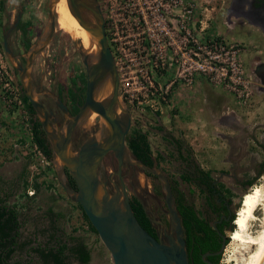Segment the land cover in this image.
Segmentation results:
<instances>
[{"label": "rangeland", "instance_id": "rangeland-1", "mask_svg": "<svg viewBox=\"0 0 264 264\" xmlns=\"http://www.w3.org/2000/svg\"><path fill=\"white\" fill-rule=\"evenodd\" d=\"M0 2H3V9L0 10V198L19 183L20 187L14 190L15 195L9 203L27 205L25 211L33 224L40 221L38 217L47 209L61 212L67 217V234L80 237L87 243L93 257L92 264H114L99 236L88 229L78 203L64 192L62 183L66 179L61 160L53 153L47 166L40 159L35 160L16 151V146H25L30 138L34 119L42 120L38 114L33 117L23 101L24 90L17 67L27 65L30 53L44 44L51 24L49 14L52 2ZM98 3L106 20L109 44L120 75L121 104L133 118L134 128L127 139L136 130L147 135L153 154L162 159L158 170L174 180L182 172L191 170L194 163L211 172L215 180L233 192L232 196L224 193V198L230 204V211L237 215L245 194L256 187H261L264 194V175L260 176L264 164V86L251 70V60L257 55L254 48L264 51V38L254 27L239 23L235 18L231 21L226 18L228 0H182L178 8L172 3L171 9H168L172 14H184L185 8L190 9L191 3L194 5L201 57H207V52H211L213 57L220 56L221 62L215 63V70L210 76V70L198 74L190 70L193 73L190 75L186 70L189 66L183 71L177 69V58L172 53L168 54L171 59L163 69L160 56H164L161 53L164 45L161 47L158 43L160 32L155 26L163 13L162 0H98ZM18 15H21L22 24L29 29V34L24 38L20 27L19 32L9 36L12 52L9 58L4 50L3 35ZM154 18L156 21H153ZM233 23L237 24L234 28ZM148 33L156 39L152 40V49L147 43ZM221 37L230 40L231 44H217V39ZM209 40L212 42L209 43ZM234 41L243 43L246 51L242 46L232 48L237 45ZM27 42L31 46L28 52L25 51ZM84 49H88V41L82 44L77 33L67 34L57 24L54 37L35 57L24 79L26 84L30 82L36 99L40 100L41 93L51 94L59 89H64L66 96L67 87L76 88L71 80L77 79L83 71L80 53ZM186 54L183 50V55ZM17 55H23V59L19 61ZM261 57L264 61V53ZM177 73H183V77L179 78ZM102 88L112 93L109 80ZM99 119L92 121L91 126L87 125V137L96 130L102 133ZM62 121L60 116L59 122ZM63 124L66 125V120ZM49 129L56 131L53 124ZM178 148L182 151L181 156L176 153ZM15 156L18 159L14 160ZM180 157L198 161L185 163ZM106 166L109 173L114 174L118 170L116 161L113 165L111 161H106ZM136 169V176H132L133 167L125 163L123 175L128 195L131 200L141 201L155 224L161 227L160 220L169 221L164 194L160 192L163 182L147 177L140 167ZM99 174L107 185L108 181L101 172ZM113 179L120 184L117 175ZM27 181V193L32 199L23 197ZM251 181L253 186L249 184ZM36 183L39 185L37 191ZM184 186L186 188L187 185ZM189 189V202L198 210H204L206 216L210 214L205 195L194 184ZM108 190L110 194L116 192L113 186ZM30 192H34L33 196ZM258 212L257 216L263 219L264 210L260 208ZM217 220L212 217L213 224ZM260 224H256L255 231L261 229ZM27 228L32 229L33 226L28 224ZM231 234L230 230H226L225 237L229 238V242L219 264H242L247 256L239 244L231 240Z\"/></svg>", "mask_w": 264, "mask_h": 264}, {"label": "water", "instance_id": "water-1", "mask_svg": "<svg viewBox=\"0 0 264 264\" xmlns=\"http://www.w3.org/2000/svg\"><path fill=\"white\" fill-rule=\"evenodd\" d=\"M68 3L72 15L97 40L99 58L96 63H92V58L89 55H84V65L88 75L86 101L78 116L67 128L64 125V127H58L57 131L49 129V116L44 105L35 98L30 82L26 84L24 80L35 57L45 50L56 32L57 17L52 10L53 3L49 14L50 29L44 44L41 48L30 53L25 70L19 67L25 94L37 114L42 118L43 129L52 144L54 154L63 164L62 172L65 168L69 171L78 190L75 191L65 184L62 185L67 194L82 206L100 240L110 252L114 264H190L181 217L174 206L166 176L158 170L157 166L150 168L140 161H130L126 137L132 127L133 118L130 111L121 104L120 77L109 44L106 20L98 0H68ZM20 19L21 15L18 17V22ZM4 50L7 57L10 58L12 52L7 37L4 40ZM108 80L112 85V95L104 101H98L96 95ZM262 85L264 86V83ZM58 102L59 107L67 111L62 101L58 100ZM91 112L98 113L107 122V127L104 129L105 137L101 140H88L79 148L77 154H74L71 150L73 130ZM109 153H113L118 160L119 169L116 175L121 182L120 186L116 185V192L112 194L100 179L99 174L100 170L103 171L102 164ZM125 163L137 165L143 172L153 174L164 183L165 200L169 207L168 214L171 221L170 233L172 234L168 236V244L152 237L137 220L123 176ZM226 245L227 238L224 237L222 250L217 254H221ZM217 254L208 253L204 258Z\"/></svg>", "mask_w": 264, "mask_h": 264}, {"label": "trees", "instance_id": "trees-1", "mask_svg": "<svg viewBox=\"0 0 264 264\" xmlns=\"http://www.w3.org/2000/svg\"><path fill=\"white\" fill-rule=\"evenodd\" d=\"M1 9H3V2H0V10ZM21 30L24 38H26L29 34V29L26 28V25L22 24ZM25 46V48L28 50L30 48V42H27ZM23 101L31 115L34 117L37 113L25 95L23 97ZM33 125L35 141L42 148L45 155L51 159L53 151L43 130L41 121L36 118L34 119ZM128 147L137 159L145 163L147 166L151 168L153 167L154 162L151 160L152 151L147 135L136 130L135 133L128 138ZM157 162L159 164L160 161ZM262 168L263 171L261 172L260 176L264 175V164ZM194 169L196 171L193 179H189L185 176L182 178L191 185L194 184L197 186V188L201 190V193L204 194L205 192L207 193L208 191L214 189L215 191L220 190L229 196L233 195V192L230 189H227L222 183L215 184L213 188L210 186V183L213 181L211 178V172H206L199 167H195ZM145 174L154 178V176L150 173ZM203 176H205L206 179H203ZM70 179L73 181L71 177ZM249 184L251 186L254 185L253 181H251ZM11 188V191L6 193L5 197L0 198V264H9L16 254H23V252L26 251L27 247L30 246L32 242L28 238H25L26 226L31 224L30 221H32V219H30L26 213L27 211H25V209L28 207L27 205H11L9 203V199L15 195L14 190L16 187ZM203 188H205L206 191H204ZM24 189L25 192L23 197L32 199V197H29L27 193L29 189L28 181L24 183ZM35 190H39V185L37 183L35 184ZM206 199L210 208L212 209L211 212H209L210 214H207V216L204 212L198 210L192 203H189L185 199V196L182 192L179 191L177 197L179 204L178 211L182 217V224L186 234L190 264H207L206 261H213L215 264H219L221 255L217 257L209 256L205 259H203V256L208 253L213 254L220 251L222 248V235L225 236L226 230H230L233 233L236 229L235 225H233V222L236 221L237 215L233 214V217L228 223L221 221L223 214L227 212L228 209L227 206L218 202V195L216 193L210 195L209 193V197H206ZM78 206L82 211V215L88 225V229L94 234L98 235L90 223L87 215L85 214L82 206L79 204ZM132 209L141 226L150 235L156 237V230L153 227L147 213L145 212L142 203L138 199H133ZM49 214L50 217H55L56 219L64 217L62 213L55 214L52 209L49 210ZM212 217H216L218 219L216 221L218 222L216 228L212 223ZM38 218H40V221H38L39 224L42 222L44 216L40 215ZM47 232V230H44L41 231V234L47 235ZM67 237H69V243H66V236L59 234V231H57L53 232L49 238L50 240L44 243L39 242V248L35 250V252L39 255L41 261L44 264H65L67 251L71 255L75 256V258L82 264H89L91 260V250L88 248V246L84 244L81 238L72 235ZM23 239H26V241H23ZM228 242L229 238H227V244ZM69 244H71V247H69Z\"/></svg>", "mask_w": 264, "mask_h": 264}, {"label": "flooded vegetation", "instance_id": "flooded-vegetation-1", "mask_svg": "<svg viewBox=\"0 0 264 264\" xmlns=\"http://www.w3.org/2000/svg\"><path fill=\"white\" fill-rule=\"evenodd\" d=\"M228 3H229V7L227 9L226 18L229 19V21H231L232 18H235L236 20H238L239 23L243 22V23H245V24H247V25H249L251 27H254L261 34V36L264 38V0H228ZM19 16L20 15H18V17ZM18 17H17V20L15 21V23L7 31V33H5L3 35V45H4L5 37H7V41H8L9 47H10L9 36H11L14 32H19L20 31V27L22 25V20H21L22 17H21L19 22H18ZM236 25H237L236 23H233V28ZM181 34H182V31H180V33H179V37L180 38H181ZM190 35H191L192 40L188 41V42H190V47L194 48L195 45L193 44V37H194V35L197 36V26H196L195 23H193V21L191 23ZM167 39L168 38L165 39V41H164L165 43L167 42ZM169 41H170V39H169ZM216 43L217 44H225L226 45V44H231V41L230 40H226L224 37L223 38L221 37V39L220 38H219V40L217 39ZM234 43H236L237 45H234L232 48H234L236 46H242V47H244L243 50L246 51V48H245L243 43L235 42V41H234ZM25 44H27V43H25ZM169 44H172V43L169 42ZM30 48H31V46H30ZM254 49H255V52L257 53V55L251 60V66H252L251 70L253 71L255 76L258 78L259 82L262 84V83H264V61H263V58L261 57V55L264 53V51H260V50H258L256 48H254ZM84 50L80 53V55H81V57L83 59L82 60L83 71H81L79 73L77 79H75V80L72 79L71 80V83L73 85L76 84L75 85L76 88H74L73 86L72 87L71 86L67 87L66 88V96H64V89L56 90L55 93H51V94L45 93V92H44V94L41 93L42 97H40V101L44 105V107H45V109L47 111V114L49 116V123L53 124L56 127V131H57L58 127L59 128L64 127L63 123H64L65 120H66V128H67V126L69 124H71L73 119L78 116V114L80 113L81 108L85 104L86 95H87L88 75H87V68L84 65V55H87L84 52ZM238 50L240 51L241 49L239 48ZM25 51L28 52L29 50H27L25 48ZM16 58L19 61H21L23 59V55H19V56L17 55ZM19 67H22L23 70L26 69V65L25 66L19 65ZM19 67H17V71H18V74H19L20 82L22 84ZM22 86H23V84H22ZM101 89L103 90V88H101ZM23 90H24V88H23ZM104 90L107 91V89H104ZM119 93H120V91H119ZM24 95L26 96L25 90H24ZM58 100L62 101V103L66 106L67 111L62 110L59 107ZM91 115L92 114L88 115L82 121H80L76 125L74 130H73L71 150L73 151L74 154H77L79 148L83 144H85L88 140H90V139L99 140L98 136L102 137L101 139H103L105 137L104 120L101 117H100L101 119H99V128H102V135H101V131L96 130V132L91 133L90 136L87 137L86 129H87V125L89 123V118L91 117ZM60 116L63 117V121L62 122H59V117ZM95 120H97V119H95ZM133 128H134V125H133V119H132V127H131L129 133L132 132ZM99 133H100V135H99ZM46 137L48 139L47 135H46ZM48 141H49V139H48ZM49 143H50L51 149L53 151L52 144H51L50 141H49ZM178 144H180V143H178ZM126 145L128 147V139H127V137H126ZM128 150L130 151V161H140L139 159L136 158V156L129 149V147H128ZM151 151H152V149H151ZM53 153H54V151H53ZM176 153L179 154V156H181V154H182L181 149L180 148L176 149ZM180 159H181V161H185V163H188V161H198L197 159H193V158L189 159V158H185V157H180ZM151 160L154 162V165H153L152 168H154L155 166H157V168L160 167V162L158 164L157 161H162V159L159 158L158 156H155L153 154V151L151 152ZM166 160L167 159H165L164 161H166ZM106 161H111V165H113L114 161H116L117 165H118V160L116 159V157H115V155L113 153H109L105 157L104 162L102 164L103 171L102 170L99 171V173L101 172L102 176L108 181L106 187L109 188V189L111 187V189H112V186H113L116 189V185L120 186L121 182H120V184H118V183H116V181H114L113 176L116 175V173L113 174V173H109L108 172L107 166L105 167V162ZM140 162H142V161H140ZM143 164H145V163H143ZM131 167H133V170H134L133 173H132V176H136V173H137V170H138V169H136V167H138V166L137 165H131ZM192 167L193 168H191V170L182 172L179 175V178L175 179V180L172 179V177H170L167 174H165V176H166V178L168 180V183L170 185L171 192H172V196H173V200H174V206H175V208H176V210H177L179 215H180V213L178 211L179 204H178V201H177V197H178L179 191L184 194L185 199L189 202V200H188V196L190 194V189L189 188H190V186H193L190 183L186 182L182 177L185 176V177H188L189 179H193V177L195 176L194 175L195 171H196L194 169L195 167H199L200 169L204 170L197 163L192 164ZM206 172H208V171H206ZM145 173H149V172H144V174ZM110 174H112V175L110 176ZM63 175L65 176V179H66L67 183L63 182L62 184H65L70 189L77 191L78 190L77 189V184H76L75 180L73 179V177L70 175L69 171L66 168L63 170ZM151 175H153V174H151ZM69 176L73 179L74 183L70 179ZM147 177H149V176H147ZM154 177H156V176H154ZM211 178L213 180L210 183V186L212 188H213V186L215 184L221 183L219 180H215L212 174H211ZM118 179H119V177H118ZM203 179H206V177L203 176ZM119 181H120V179H119ZM184 184L187 185L186 188H185ZM162 186H163V188H162L163 191L160 190V192H161V194H164V202H165V205H166L167 212L169 213V207H168V204H167V202L165 200L166 188H165L164 183H162ZM19 187H20V184L18 183L16 185V189L19 188ZM182 187H184V189H182ZM62 188H63L64 192L67 193V191L64 189L63 185H62ZM203 190L206 191L205 188H203ZM199 191L201 192V190H199ZM209 193H210V195H213L214 193H216L218 195V197H219L218 202L224 204L225 206H227L228 210H227V212H225L223 214V217H222L221 221H225L226 223L230 222L231 218L233 217V213L229 209V206H230L229 202H227L225 200V198H224V193L222 191H220V190L215 191L213 189L211 191H208L207 193L205 192L204 195L206 197H209ZM132 202H133V200H131V204H132ZM206 202H207V200H206ZM142 205H143V208L145 209V212L147 213V215H148L153 227L156 230V237H154L152 235L151 236L154 237L158 241L162 240L164 243L168 244V236L172 235L170 233L171 232L170 231V229H171L170 216H169V221L168 222H164V221L160 220L159 223H161L160 224L161 227H159V226H157L155 224L153 218L149 215V212H148L146 206L143 203H142ZM206 205H207L208 211L211 212L212 209L210 208L208 202H207ZM49 210L50 209H47L43 213L44 218H43L42 222H40L39 224H38V222H35L33 224L30 221L31 222V226H33L32 229H28L27 226H26V229H25L26 230V232H25V236L26 237L25 238H28L32 242H31L30 246L27 247L26 251L23 252V254H19V255L16 254V256L13 258L12 261H10L9 264H12V263H14V264H16V263H18V264H44L41 261L39 255L35 252V250H37L39 248V242L44 243V242L50 240L49 238L51 237L53 232L59 231V234H61L63 236H66V243H69V239H68L69 237H67L69 235L67 234V232L65 230V223H66L65 219H67V217H65V215L62 213L63 216H64L63 218H60V219H56L55 217L52 218V217H50ZM201 212H204V210L201 211ZM54 213L58 214L56 212H54ZM59 213H61V212H59ZM180 217H181V215H180ZM181 222H182V217H181ZM217 223L218 222L214 223L215 225L214 224L213 225L216 226ZM182 227H183V224H182ZM44 230L48 231L47 235L41 234V231H44ZM183 232H184V239L186 241V234H185L184 227H183ZM173 236H175V234H173ZM224 237L225 236L222 235V247H223V244H224ZM78 238H80V237H78ZM23 241H26V239H23ZM82 241L84 242L85 245H87L85 240L82 239ZM69 247H71V244H69ZM221 250H222V248L220 249V251H218L216 253H213V254L220 253ZM186 251H187V255H188L187 241H186ZM221 254L213 255L212 257H217V256H219ZM204 256H203V259H205ZM188 259H189V262H190L189 255H188ZM92 262H93V257H92V254H91V260H90L89 264H92ZM208 262H210L211 264H215V262H213V261H208ZM65 264H82V263L79 260H77L75 258V256L71 255L67 251L66 252Z\"/></svg>", "mask_w": 264, "mask_h": 264}, {"label": "bare ground", "instance_id": "bare-ground-1", "mask_svg": "<svg viewBox=\"0 0 264 264\" xmlns=\"http://www.w3.org/2000/svg\"><path fill=\"white\" fill-rule=\"evenodd\" d=\"M51 2L53 3L52 10L57 17L58 27L67 34L77 33L82 44L88 41V49H85V53L92 58V63H96L99 58L98 42L72 15L68 0H51ZM90 19L93 21L91 16ZM111 95L112 93L100 89L96 95V99L98 101H104L111 97ZM91 114L88 123L89 126H91L92 121L100 117L98 113L92 112ZM103 120L105 129V127H107V122L105 119ZM101 138L102 137L98 136L99 140ZM260 188L256 187L251 192L244 195L240 208L237 211L236 221L234 222L236 229L231 234V240L237 242L241 250L247 254L246 258H243L242 264H264V218L260 219L257 216V212L260 208L264 210V194ZM261 217L264 216L261 215ZM257 223H262V225L260 224L262 227L259 231H255Z\"/></svg>", "mask_w": 264, "mask_h": 264}, {"label": "built area", "instance_id": "built-area-1", "mask_svg": "<svg viewBox=\"0 0 264 264\" xmlns=\"http://www.w3.org/2000/svg\"><path fill=\"white\" fill-rule=\"evenodd\" d=\"M163 7V13L161 16V19L159 23L155 24L156 27H159V36H158V43L163 47L164 50L161 49V53L164 54V56H160L161 63L163 65V69L166 68V66L169 64L168 59H171L169 57V53H172L175 58V62L177 63V69H185L186 66H189L186 68L188 72H190V75H193L190 70H193L194 74H198V72L205 73L207 70H210L208 73L209 76L213 74L215 68L214 65L216 62L220 63V59L218 57L211 56V52H207V57H201L200 52L202 48L199 46V41L197 39V36L194 35L193 37V44L195 45L194 48L190 47V42L192 38L190 35V29H191V23L196 24L197 26V19L196 14L194 11V5L190 4V9L185 8L184 14L175 13L172 14L168 9H171V4L173 3L175 8H178L179 5H181L182 0H180V3H177V0H162ZM173 11V10H172ZM156 18V16H155ZM153 19V21H156V19ZM158 20V19H157ZM146 24H148V21L145 18ZM158 30V29H157ZM182 31L181 38L179 37V33ZM198 31V30H197ZM198 34V32H197ZM148 46L152 49V46L154 45V42L152 40H156L154 38V35H151L148 33ZM167 39V42L165 43V39ZM170 39V41H169ZM171 42L172 44H169ZM209 43L212 41L209 40ZM184 44V46H183ZM183 50L187 52V54L183 55ZM181 55V56H180ZM179 56L182 58L183 61L179 59ZM158 67V66H157ZM232 67H235L232 64ZM118 69V68H117ZM119 73V71H118ZM179 78L183 77V73L179 74L177 73ZM226 76L228 73L225 74ZM120 77V75H119ZM232 80V79H231ZM232 82V81H231ZM234 82V79H233ZM121 84V80H120ZM33 129L30 132V138L26 140L25 146L18 147L16 146V151H21L24 156H30V158H34L35 160L40 159L42 164H46L47 166L50 165L49 158L45 155L42 148L39 146V144L34 139V132L32 133ZM21 154V153H20ZM44 166V165H42ZM31 196H33L34 192L29 193Z\"/></svg>", "mask_w": 264, "mask_h": 264}, {"label": "crops", "instance_id": "crops-1", "mask_svg": "<svg viewBox=\"0 0 264 264\" xmlns=\"http://www.w3.org/2000/svg\"><path fill=\"white\" fill-rule=\"evenodd\" d=\"M248 7V6H247ZM2 153V152H1ZM21 158V157H20ZM18 159L16 156L14 157V160Z\"/></svg>", "mask_w": 264, "mask_h": 264}]
</instances>
